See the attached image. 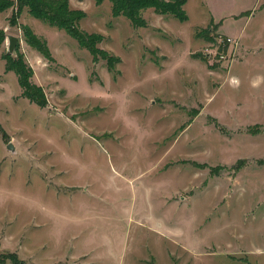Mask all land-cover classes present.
Masks as SVG:
<instances>
[{
	"label": "rangeland",
	"instance_id": "rangeland-1",
	"mask_svg": "<svg viewBox=\"0 0 264 264\" xmlns=\"http://www.w3.org/2000/svg\"><path fill=\"white\" fill-rule=\"evenodd\" d=\"M68 4L121 60L2 10L0 264H264V0L147 8L138 26L110 0ZM9 34L43 107L6 69Z\"/></svg>",
	"mask_w": 264,
	"mask_h": 264
},
{
	"label": "trees",
	"instance_id": "trees-1",
	"mask_svg": "<svg viewBox=\"0 0 264 264\" xmlns=\"http://www.w3.org/2000/svg\"><path fill=\"white\" fill-rule=\"evenodd\" d=\"M105 0H96L97 3H102ZM112 4V12L117 15H126L131 22L138 26L144 25L145 20L142 11L147 8H153L156 12L164 15L171 14L180 21L187 19V13L184 5L187 0H110ZM23 6L28 7L30 14L49 21L59 27L67 30L81 45L87 47L90 52L107 60L108 67H113L121 60L118 57L108 55L105 51L98 48V42L101 41V36L93 33L89 34L79 27L80 19L85 15L81 9H72L69 7L68 0H0V12L10 7H16V11ZM15 9V8H14ZM15 14H12L14 16ZM15 19V16H14ZM199 34L203 35L208 41H215V36H212L213 29L210 25L199 30ZM198 34V35H199ZM39 50L48 57L50 54L44 46L38 43ZM11 52L6 57V69L14 70L19 83L22 87V92L31 102L43 107L46 105V96L42 88L31 83V75L29 68L21 61L20 58L11 56ZM10 257L16 260L14 253L9 254Z\"/></svg>",
	"mask_w": 264,
	"mask_h": 264
},
{
	"label": "water",
	"instance_id": "water-1",
	"mask_svg": "<svg viewBox=\"0 0 264 264\" xmlns=\"http://www.w3.org/2000/svg\"><path fill=\"white\" fill-rule=\"evenodd\" d=\"M16 44H17V37H16L15 35H13V34H9V35H8V46H7L9 52H11V53L14 52V50H15V48H16V47H15ZM7 147L10 148V149H13V145H12V143L9 142L8 145H7Z\"/></svg>",
	"mask_w": 264,
	"mask_h": 264
},
{
	"label": "built area",
	"instance_id": "built-area-1",
	"mask_svg": "<svg viewBox=\"0 0 264 264\" xmlns=\"http://www.w3.org/2000/svg\"><path fill=\"white\" fill-rule=\"evenodd\" d=\"M230 40H231V38L220 39V41H221L223 44H224V43H228ZM215 41H216V39H215ZM222 43H220V46L222 45ZM220 48H221V47H220ZM218 52H220L219 55H218ZM216 55H218L220 59H221V58H225L224 54H223L220 50H218V51L216 52ZM220 59H219V60H220Z\"/></svg>",
	"mask_w": 264,
	"mask_h": 264
},
{
	"label": "crops",
	"instance_id": "crops-1",
	"mask_svg": "<svg viewBox=\"0 0 264 264\" xmlns=\"http://www.w3.org/2000/svg\"><path fill=\"white\" fill-rule=\"evenodd\" d=\"M6 11V10H5ZM3 13V11L0 12V14ZM4 20V19H3ZM2 24H0V27H1Z\"/></svg>",
	"mask_w": 264,
	"mask_h": 264
}]
</instances>
